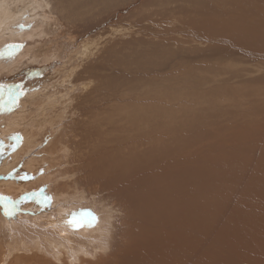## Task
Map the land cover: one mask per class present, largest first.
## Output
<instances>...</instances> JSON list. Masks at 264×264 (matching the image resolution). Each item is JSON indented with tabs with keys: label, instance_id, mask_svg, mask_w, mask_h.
Returning <instances> with one entry per match:
<instances>
[{
	"label": "rangeland",
	"instance_id": "374dc122",
	"mask_svg": "<svg viewBox=\"0 0 264 264\" xmlns=\"http://www.w3.org/2000/svg\"><path fill=\"white\" fill-rule=\"evenodd\" d=\"M27 3L34 13L39 6L35 14L30 9L24 14L26 23L22 24L27 25V32L33 31V39L0 52V62L18 60L22 66L21 72L0 75V108L4 105L0 113L9 106L17 111L22 100L30 102L26 100L29 93L44 85L59 84L56 88L62 89L57 93L64 95L54 97L58 106L49 116L57 117L56 110L64 107L59 111L63 112L62 124L49 145L60 137L56 152L62 146L69 148L68 155L66 149L61 153L62 157L72 154L70 164L65 157L69 165L61 167L62 173L80 169L82 172L71 173L84 188V181L90 178L84 180L87 168L92 170L97 157L94 155L97 132H105L109 139L116 135L117 125L104 126L112 111L130 115L125 107L131 97L142 100L137 102L138 106L168 112L167 120L180 124L182 132L177 136L182 135L187 151L191 152L176 156L178 159L174 160L182 163L178 165L183 169L176 167L185 171L191 162L198 166L197 196L202 218L197 232V261L191 260L192 255L183 259L184 252H178L174 263L264 264V201H261L264 200V14L250 12L263 5L264 0H28ZM45 14L50 21L43 28L44 35L39 36L32 25H39L34 20ZM27 48L32 49L29 54ZM120 82H123L121 90L114 88ZM147 97L149 101L143 102ZM19 99L21 102H17ZM34 102L26 104L25 112L37 122L43 111H38V103ZM47 127L37 140L44 137L43 132L49 137ZM176 128L166 134L172 137ZM47 137L43 139L45 144L40 141V146L48 145ZM101 145L108 149L114 144ZM40 146H36L33 154H44L49 164L61 163L57 153L49 154L47 149L43 150L46 146L39 149ZM12 170L7 174H16L18 169ZM71 173L66 175L72 176ZM3 174L0 172V179L7 175ZM111 174L121 176L119 171ZM136 175L155 179L157 183L153 182L150 188L154 198L159 182L165 184L157 169L131 173V182L138 179ZM108 178L123 185L114 177ZM118 188L116 197L117 192L132 193L128 184ZM164 213L178 220L174 214ZM226 222L232 226L230 231ZM158 233L161 237V230ZM135 238L130 234L126 240L132 245ZM138 239L144 242L145 237ZM142 242L135 247L142 254L136 255L137 264L147 258ZM168 248L169 245L151 250L154 264L157 259L161 260L158 264H168Z\"/></svg>",
	"mask_w": 264,
	"mask_h": 264
},
{
	"label": "bare ground",
	"instance_id": "6f19581e",
	"mask_svg": "<svg viewBox=\"0 0 264 264\" xmlns=\"http://www.w3.org/2000/svg\"><path fill=\"white\" fill-rule=\"evenodd\" d=\"M27 1L0 0V52L15 43L32 38L33 31L27 32V25L22 26L26 23L24 14L33 11ZM38 8L39 6L36 10ZM250 12L264 14V4ZM35 13L33 11L32 14ZM49 17L45 14L36 21L33 19L35 24L39 23L37 26L32 25L39 36L44 35L46 30L43 31V28L50 21ZM26 50L29 54L32 49ZM28 54L23 56H29ZM21 71L22 66L18 60L0 62V75ZM123 82L114 88L120 89ZM60 84H63V80ZM52 85H44V88L32 91L26 98L30 100V104L34 101L38 103V111H43L39 117L41 120L35 122L26 114L28 103L24 100L21 105L19 103V109L15 107L17 111L9 106L0 113V172L5 175L7 172L11 173L12 168L18 169L16 174H7L0 179V264H137L136 255L140 252H136L135 247L137 243L142 242V239H138L142 236L145 240L141 245L147 253V258L142 264H154L150 257L151 250L158 246L162 249L167 245L168 264H175L178 252H184L183 259L192 255L191 260L197 261V232L202 221L197 193L200 180L195 163L191 162L187 166L188 169L180 171L179 165L182 166V163L174 160L191 153L189 149L187 151L182 135L177 136L178 132H182L180 124L169 122L168 112L150 106H138L137 102L142 100H133L130 97V103L125 107L131 112L130 115L115 110L105 120L104 126L117 125L116 135L109 139L105 132H97L99 138L97 146L94 147L97 149L94 154L97 157L92 162V170L87 168L88 176L84 180L90 178L84 181L83 188L78 183L79 179H73L75 174H72L82 172L80 169L72 170V173L70 170L66 171L68 173H62L61 167L67 162L65 157H68L69 152L67 145L68 149L62 146L56 152L60 137L53 145H49L61 128L59 125L62 124L63 112L59 111L64 109L60 107L56 110L57 117L49 116L55 106H58V100L54 97L62 98L64 95L57 93L62 89L56 88L59 84L51 88ZM19 101L20 99L17 102ZM148 101L147 97L143 102ZM3 107L4 105L0 111ZM161 118L169 124L165 120L161 121ZM46 126L50 129L47 127L49 137L43 132L48 141L45 147L40 146L44 137H41V140L37 138ZM175 127L178 128L173 130L172 137H169L166 132H171ZM103 142L114 145L105 149L101 145ZM38 144L39 149L45 147L43 150L47 149L49 154L57 153V159L61 163L49 164L44 154H33ZM42 144H45V141ZM64 149L67 155L62 157ZM71 155L67 160L71 159ZM177 165L180 168H177ZM156 169L165 184L159 182L158 193L154 198L150 195V188L153 182L157 183L155 179L147 175H136L138 179L131 182L130 174ZM115 171L121 172V176L111 174ZM70 173L72 176L66 175ZM108 177H114L123 185L128 184L132 193L125 195L117 192L116 197L114 193L123 185L113 183ZM6 206L9 214H6ZM165 211L174 214L178 220L168 217ZM226 224L230 225L227 222ZM231 228L232 226L228 230ZM159 230L162 232L161 237ZM137 233L140 234L135 235ZM130 234L136 237L132 245L126 240ZM155 261L157 264L161 262L160 259ZM178 264H184V261Z\"/></svg>",
	"mask_w": 264,
	"mask_h": 264
},
{
	"label": "snow or ice",
	"instance_id": "6c2138e0",
	"mask_svg": "<svg viewBox=\"0 0 264 264\" xmlns=\"http://www.w3.org/2000/svg\"><path fill=\"white\" fill-rule=\"evenodd\" d=\"M5 211H6V214H9L8 213V210H7V206H6V208H5ZM95 218L93 217V220H94Z\"/></svg>",
	"mask_w": 264,
	"mask_h": 264
}]
</instances>
